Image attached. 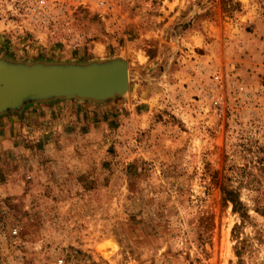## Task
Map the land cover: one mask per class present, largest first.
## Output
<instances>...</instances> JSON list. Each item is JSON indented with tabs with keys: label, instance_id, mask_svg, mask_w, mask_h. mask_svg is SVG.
Here are the masks:
<instances>
[{
	"label": "rangeland",
	"instance_id": "obj_1",
	"mask_svg": "<svg viewBox=\"0 0 264 264\" xmlns=\"http://www.w3.org/2000/svg\"><path fill=\"white\" fill-rule=\"evenodd\" d=\"M113 61L0 112V264H264V0H0V64Z\"/></svg>",
	"mask_w": 264,
	"mask_h": 264
},
{
	"label": "water",
	"instance_id": "obj_2",
	"mask_svg": "<svg viewBox=\"0 0 264 264\" xmlns=\"http://www.w3.org/2000/svg\"><path fill=\"white\" fill-rule=\"evenodd\" d=\"M129 85L119 61L87 67L14 68L0 64V112L27 98L80 97L107 100Z\"/></svg>",
	"mask_w": 264,
	"mask_h": 264
},
{
	"label": "trees",
	"instance_id": "obj_3",
	"mask_svg": "<svg viewBox=\"0 0 264 264\" xmlns=\"http://www.w3.org/2000/svg\"><path fill=\"white\" fill-rule=\"evenodd\" d=\"M223 194L225 195L226 200L232 202L235 211H238V209L241 210L240 209L241 203H239V201L237 199H235V196L232 193L225 191V192H223Z\"/></svg>",
	"mask_w": 264,
	"mask_h": 264
},
{
	"label": "built area",
	"instance_id": "obj_4",
	"mask_svg": "<svg viewBox=\"0 0 264 264\" xmlns=\"http://www.w3.org/2000/svg\"><path fill=\"white\" fill-rule=\"evenodd\" d=\"M14 234H17V232H14ZM58 264H64V261L63 260H61V261H59V263Z\"/></svg>",
	"mask_w": 264,
	"mask_h": 264
}]
</instances>
